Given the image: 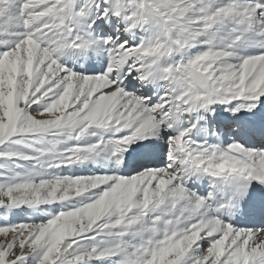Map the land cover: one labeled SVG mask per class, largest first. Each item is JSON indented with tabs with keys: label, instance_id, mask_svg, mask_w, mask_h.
<instances>
[{
	"label": "snow or ice",
	"instance_id": "snow-or-ice-1",
	"mask_svg": "<svg viewBox=\"0 0 264 264\" xmlns=\"http://www.w3.org/2000/svg\"><path fill=\"white\" fill-rule=\"evenodd\" d=\"M0 264H264V0H0Z\"/></svg>",
	"mask_w": 264,
	"mask_h": 264
}]
</instances>
